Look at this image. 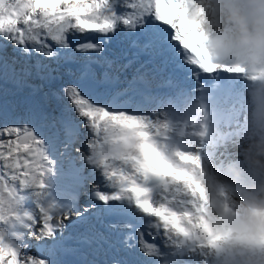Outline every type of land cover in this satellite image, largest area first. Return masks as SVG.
I'll list each match as a JSON object with an SVG mask.
<instances>
[{
	"label": "snow or ice",
	"instance_id": "obj_1",
	"mask_svg": "<svg viewBox=\"0 0 264 264\" xmlns=\"http://www.w3.org/2000/svg\"><path fill=\"white\" fill-rule=\"evenodd\" d=\"M193 2L0 0V81L33 93L43 86L33 80L58 84L42 99L53 97L60 112L0 109V264H160L166 249L147 242L145 230L165 239V227L182 226L150 184L170 173L183 179L184 170L140 131L151 118L142 112L152 99L145 90L169 67L176 76L238 70L207 55ZM175 81L170 74L163 83ZM82 128L94 137L87 152L73 148ZM133 141L138 154L122 150Z\"/></svg>",
	"mask_w": 264,
	"mask_h": 264
},
{
	"label": "clouds",
	"instance_id": "obj_2",
	"mask_svg": "<svg viewBox=\"0 0 264 264\" xmlns=\"http://www.w3.org/2000/svg\"><path fill=\"white\" fill-rule=\"evenodd\" d=\"M190 13L205 36L206 53L218 66L246 74L250 105L244 131L230 136L213 119L201 96L166 97L155 118L140 131L161 145L191 138L210 154L217 148L233 156L206 159L197 148L174 147L167 158L184 172L151 181L158 204L179 216L181 228L164 230L160 264H264V0H194ZM122 150L138 154L136 141ZM188 154L195 161H185Z\"/></svg>",
	"mask_w": 264,
	"mask_h": 264
},
{
	"label": "bare ground",
	"instance_id": "obj_3",
	"mask_svg": "<svg viewBox=\"0 0 264 264\" xmlns=\"http://www.w3.org/2000/svg\"><path fill=\"white\" fill-rule=\"evenodd\" d=\"M118 48H119V45L117 44L115 40H113L110 43V51L115 54ZM221 69L222 68H218L214 72H205V71L200 70V71H196L195 74H193L194 70H186L184 74L181 73L179 76H176L175 74H173L171 67L164 69V71L157 74L154 79L150 78V84L145 91L150 97H152V99L146 103V106L142 109V112L144 114H149L152 118H155L157 115L156 110L160 107L161 101L165 99L166 97L171 96L179 100V99H183L188 96L198 95L207 100L213 112V119H215L214 122L217 123L219 116L216 114L215 110L217 106H219L218 105L219 98L213 97V94H214L213 85L208 86V84L210 80L217 81L216 74L217 72H218V75L221 74V72H219L221 71ZM170 74L173 75V79H176V81L169 86H165L163 82L169 77ZM232 74L237 76L239 73L232 72ZM126 75L128 79H131L132 70L128 71ZM121 79L123 80L124 77L122 76ZM231 82L232 80H230V83ZM31 83L35 84L36 80L31 81ZM53 85H58V84L53 83ZM3 87H5V85ZM119 87L120 88L126 87V83H121ZM45 89L46 91H49L47 90L46 86H45ZM55 89H56L55 86L51 88L52 91H54ZM23 91L24 93H26V91H30V90L28 89V87H23ZM43 92H44V89H43ZM29 102L36 103V105L39 108H43L44 110L48 111L54 117H59L60 115L59 108L57 107V102L53 97H49L47 101H44L42 98L40 100H37V99L35 100L32 98V99H29ZM3 103L6 104L5 101ZM65 103L70 104V102L68 101H65ZM7 105L11 107V111H12L11 115H15L16 113L20 112L19 110L14 108L12 102L8 101ZM3 107H4V104H1L0 108H3ZM227 109H228V103L222 102V111L224 112H222L221 109H219L220 114L222 113L219 118L226 117L227 113H225V111H227ZM73 115H75V113H73ZM236 116L238 115L236 114ZM233 121H234L233 119H230V123L224 122V123H219L218 125L224 129L230 130V132H228L230 136H235V135L243 133L238 123L236 122V125H235ZM81 132L82 134L75 138V143L73 145V148L74 149L80 148L82 151L87 152V148L85 146L92 143L94 137L88 134V129L82 128ZM189 141L192 145H194L195 140L189 138ZM193 148H197V147L188 146V150L193 149ZM73 155H77V153L73 151ZM225 155L233 156L235 154L232 152L221 151L220 149H218L216 157H219L220 162L223 161ZM78 163H82V160L79 157H78ZM89 171H90L89 167L87 165H84V174L87 175ZM91 182L92 181L88 182L89 186ZM86 200H87V195L83 193V196L81 195L80 197L81 205H83ZM65 223L70 224V221L66 220ZM138 247L139 246L137 245V248ZM33 249L35 248L29 249V254H34L31 252Z\"/></svg>",
	"mask_w": 264,
	"mask_h": 264
},
{
	"label": "rangeland",
	"instance_id": "obj_4",
	"mask_svg": "<svg viewBox=\"0 0 264 264\" xmlns=\"http://www.w3.org/2000/svg\"><path fill=\"white\" fill-rule=\"evenodd\" d=\"M9 48V47H8ZM37 85H43L42 86V90L38 93H33L32 89L30 91H26V93H24L23 88L18 87L16 84L12 83V82H8V83H4L2 81H0V105L3 103V101H10L13 103V106L15 109L19 110V113H16L15 115L12 116H23L25 115L26 111L29 108H39L36 103H31L29 102V99H37L40 100L42 98V94H43V89L44 92H48L45 89V86L47 88V90H50L53 86H55V88L58 87V85H49L46 82H41L39 80H36ZM5 85V87H3ZM51 97V96H50ZM0 109H6L8 112H12L11 111V107L8 105L4 104L3 108ZM10 122H14V121H10ZM0 126L2 125V122H0Z\"/></svg>",
	"mask_w": 264,
	"mask_h": 264
}]
</instances>
